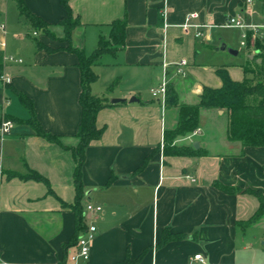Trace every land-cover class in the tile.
<instances>
[{
  "label": "crops",
  "instance_id": "obj_1",
  "mask_svg": "<svg viewBox=\"0 0 264 264\" xmlns=\"http://www.w3.org/2000/svg\"><path fill=\"white\" fill-rule=\"evenodd\" d=\"M24 1L53 25L57 39L42 31L30 35L16 1L0 0V71L7 79H0V124L14 122L9 134H0V264H74L69 252L75 247L66 251L65 245L77 232L71 208L77 196L76 162L67 147L79 143L78 56L59 40V23L66 16L60 0ZM70 6L80 20L72 46L88 55L101 37L109 38L113 21L126 18L128 23L125 45L93 66L98 78L92 93L120 102L100 110L96 124L103 134L86 150L79 234L91 221L87 204L104 210L94 220L98 233L90 260L78 264H122L126 259L132 264H197V254L207 264H264V217L247 224L259 208L258 198L217 185L264 194V147L230 140L227 111L202 108L201 134L193 135L194 130L175 140L193 147L199 142L194 148L200 153L165 155L164 132L177 125L179 109L167 107L166 96L151 92L167 75L180 103H198L204 87L222 86L217 73L222 68L235 81L257 82L264 57V0H70ZM193 12L199 18L185 30L184 19ZM242 12L248 25L259 28L257 33L226 25L228 15ZM200 23L205 27L198 37L194 26ZM36 41L55 50L39 48ZM223 42L225 50L220 49ZM181 60L187 61L184 75L174 68ZM20 95L32 101L35 118L61 144L36 134ZM29 171L48 184L26 178ZM166 232L173 237L164 241Z\"/></svg>",
  "mask_w": 264,
  "mask_h": 264
},
{
  "label": "trees",
  "instance_id": "obj_2",
  "mask_svg": "<svg viewBox=\"0 0 264 264\" xmlns=\"http://www.w3.org/2000/svg\"><path fill=\"white\" fill-rule=\"evenodd\" d=\"M19 10L24 15L34 32L42 31L43 34L57 39L53 25L34 15L27 7L24 0H15ZM66 16L60 21L59 25L63 27V37L59 40L68 42L67 50L78 56V65L80 68L81 92L79 103L81 106V121L77 131L79 143L76 147H67L74 155L76 167L74 171V185L76 189V201L71 205L72 210L77 216V232L74 237L65 245L66 251L69 247L77 243L80 231L83 228V209L82 197L84 186L82 182L83 165L86 159V150L93 140L99 139L103 134V129L98 128L96 124L97 115L103 108L113 103L107 98L98 97L91 91V85L98 78L93 70L101 57L107 52H113L120 46L125 45L127 32V19H117L111 23V32L109 38L101 37L98 47L91 53L86 54L83 50L72 46V32L80 24L78 17H74L70 0H60ZM39 48H47L54 51V48L44 47L39 41H36ZM1 66V65H0ZM260 79L253 83L249 79L243 81L233 80L226 69H218L217 73L222 80L220 88L204 87L200 100L195 104L180 103L179 96L175 89L168 85L166 103L167 107H178V122L173 128H166L164 132V154L173 156H190L199 154L193 145H178L175 140L182 136L191 134L199 127L200 111L202 108L224 109L229 115L228 135L230 140L241 142L245 146H262L264 147V57L259 64ZM0 76L2 73L0 71ZM23 104L30 110L31 118L27 121L33 126L37 135L47 140L61 144L57 135L46 132L39 121L35 118V110L31 100L24 95H20ZM7 120V119H6ZM9 120V119H8ZM160 149L158 148V151ZM147 160L142 166L145 165ZM35 180L43 181L48 184L46 178L29 171L25 176ZM226 191L247 192L255 195L259 200V208L256 213L249 219L247 224H254L264 217V194L255 189L234 190L231 187L217 184ZM173 236L168 232L164 234V241ZM135 261L126 259L122 264H132Z\"/></svg>",
  "mask_w": 264,
  "mask_h": 264
},
{
  "label": "built area",
  "instance_id": "obj_3",
  "mask_svg": "<svg viewBox=\"0 0 264 264\" xmlns=\"http://www.w3.org/2000/svg\"><path fill=\"white\" fill-rule=\"evenodd\" d=\"M246 1L247 3H252L254 0H246ZM198 18H199V14L197 12L187 14L182 24L183 28L185 30H188L189 28L193 27L194 20ZM226 25L230 27L240 28V29L251 28L254 33H257L259 31V28L257 26L247 24L246 17L243 12L238 13V14L228 15L226 19ZM204 27L205 26L201 23L194 26L196 30V36L199 37L203 35ZM37 34H38L37 32H34V35H37ZM242 38L244 39V41H242V45H246V39L248 38L247 32H244L242 34ZM186 65H187L186 60H181V61L174 63V68L176 70V73L178 75H184L185 74L184 66ZM165 67L167 68L168 65H165ZM0 79L4 81L7 80L3 76H0ZM168 85H169V81L166 75L161 80L160 84L157 87L151 89L153 96L164 98L167 95ZM13 127H14V122L12 120H8V119L4 120L0 124L1 136H6L7 134H9ZM199 134H201V129L197 128L193 132V135H199ZM194 180L195 179H193V181ZM86 210H87L88 217L90 218L91 221H89L86 224L84 231L78 236L77 243L74 245L75 247L74 251L69 252L70 262L74 264H78L80 262H88L90 260L92 242L94 241L98 233V227L94 220L98 214L103 212L104 209L101 205H94L92 203H89L86 206ZM194 260L199 261V263L197 264H207L206 259L203 257L202 254L195 255Z\"/></svg>",
  "mask_w": 264,
  "mask_h": 264
},
{
  "label": "water",
  "instance_id": "obj_4",
  "mask_svg": "<svg viewBox=\"0 0 264 264\" xmlns=\"http://www.w3.org/2000/svg\"><path fill=\"white\" fill-rule=\"evenodd\" d=\"M220 49L225 50V49H226V44H223V45L220 47ZM228 50H229V52H230L231 54H234V55H237V54H238V50H235V49H232V48H229ZM136 100H137L136 97H133V98L131 99V101H136ZM110 102H111V103H117V102H120V99L113 98V99L110 100ZM194 147H195V148H199V147H200V143H199V142H194Z\"/></svg>",
  "mask_w": 264,
  "mask_h": 264
},
{
  "label": "rangeland",
  "instance_id": "obj_5",
  "mask_svg": "<svg viewBox=\"0 0 264 264\" xmlns=\"http://www.w3.org/2000/svg\"><path fill=\"white\" fill-rule=\"evenodd\" d=\"M27 31L30 33V35H32L33 37H34V35H33V32H34V29H32V27L30 26V24L27 26ZM226 34H232L233 32H234V30H231V29H225V30H223ZM32 36H30V37H28L27 39L28 40H31V39H33V38H31ZM223 44H225L224 42L220 45V47L223 45ZM229 48H227V50H228ZM228 52H229V50H228ZM241 57L244 55V52L242 51L240 54H239ZM262 244H263V242H261L260 243V246H262Z\"/></svg>",
  "mask_w": 264,
  "mask_h": 264
}]
</instances>
